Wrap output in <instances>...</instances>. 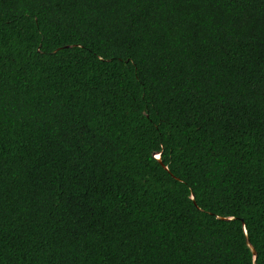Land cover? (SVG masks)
<instances>
[{
    "label": "trees",
    "instance_id": "obj_1",
    "mask_svg": "<svg viewBox=\"0 0 264 264\" xmlns=\"http://www.w3.org/2000/svg\"><path fill=\"white\" fill-rule=\"evenodd\" d=\"M0 264H264V0H0Z\"/></svg>",
    "mask_w": 264,
    "mask_h": 264
},
{
    "label": "water",
    "instance_id": "obj_2",
    "mask_svg": "<svg viewBox=\"0 0 264 264\" xmlns=\"http://www.w3.org/2000/svg\"><path fill=\"white\" fill-rule=\"evenodd\" d=\"M248 243L250 244V246L252 247V249H253V251H254V253H255V255H257L258 253H257V250L253 247V245L250 243V240H249V238H248Z\"/></svg>",
    "mask_w": 264,
    "mask_h": 264
}]
</instances>
